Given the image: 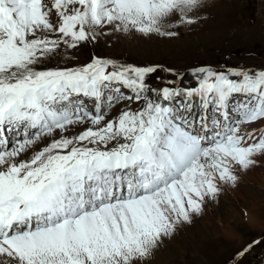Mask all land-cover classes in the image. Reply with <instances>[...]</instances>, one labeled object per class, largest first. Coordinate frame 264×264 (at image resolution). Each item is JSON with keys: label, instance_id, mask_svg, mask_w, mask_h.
<instances>
[{"label": "snow or ice", "instance_id": "obj_1", "mask_svg": "<svg viewBox=\"0 0 264 264\" xmlns=\"http://www.w3.org/2000/svg\"><path fill=\"white\" fill-rule=\"evenodd\" d=\"M203 6L0 0V264H144L221 183L237 181V166L264 153V126L240 131L264 121V69L200 66L195 86L173 73L154 87L150 76L173 70L102 57L37 68L97 29L176 36Z\"/></svg>", "mask_w": 264, "mask_h": 264}, {"label": "rangeland", "instance_id": "obj_2", "mask_svg": "<svg viewBox=\"0 0 264 264\" xmlns=\"http://www.w3.org/2000/svg\"><path fill=\"white\" fill-rule=\"evenodd\" d=\"M204 2L192 14L198 17L195 24L171 29L178 33L176 36L97 29L95 40L83 42L75 49L61 45L37 68L77 67L91 62L93 57H102L123 64L159 65L173 70L172 73L161 70L150 76L148 82L154 87L161 86L157 76L162 80L182 77L184 84L195 86L191 73L200 66L264 69V0ZM127 104V101L117 104L106 120L118 116ZM131 107L135 110L139 105L133 103ZM88 126L90 123L74 127L69 135H77ZM261 126L264 121L243 125L240 131L246 134L255 129L258 136ZM51 139L38 144L37 150ZM31 155L27 152L23 159ZM254 159L255 164L248 169L236 167V188L220 184L215 198H205L201 216L193 214L190 222L180 223L144 264H264V223L252 225L247 218V213L255 212L264 222V153ZM245 248L248 250L244 255L238 256Z\"/></svg>", "mask_w": 264, "mask_h": 264}, {"label": "bare ground", "instance_id": "obj_3", "mask_svg": "<svg viewBox=\"0 0 264 264\" xmlns=\"http://www.w3.org/2000/svg\"><path fill=\"white\" fill-rule=\"evenodd\" d=\"M207 1V0H206ZM205 3V2H204ZM207 3V2H206ZM215 5V4H214ZM212 6V5H211ZM67 134H69V133H67ZM71 135V134H70ZM41 146V145H40ZM38 149V147L36 148V150ZM30 152V154L32 153L31 151H29ZM26 155V153L21 157L22 159H23V157ZM222 184V183H221ZM224 185H226V186H228L227 188H229V187H235L236 188V182L233 184V183H223ZM222 184V185H223ZM240 185V184H239ZM231 190V189H230ZM206 212V211H205ZM203 214V213H202ZM199 216H201L200 214H199ZM247 218H248V220H249V222H250V224H254V225H263V221H261L260 219H259V217H258V215L254 212H249V213H247ZM202 219H204V218H202ZM202 222H205V221H203L202 220ZM188 227V226H187ZM256 227V226H255ZM234 228V227H233ZM258 228H259V226H258ZM232 229V228H231ZM259 231V230H258Z\"/></svg>", "mask_w": 264, "mask_h": 264}]
</instances>
